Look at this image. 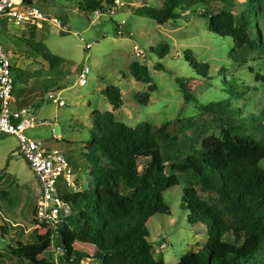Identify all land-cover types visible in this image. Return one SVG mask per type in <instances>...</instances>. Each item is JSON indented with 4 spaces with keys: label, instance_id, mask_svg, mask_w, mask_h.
Here are the masks:
<instances>
[{
    "label": "rangeland",
    "instance_id": "rangeland-1",
    "mask_svg": "<svg viewBox=\"0 0 264 264\" xmlns=\"http://www.w3.org/2000/svg\"><path fill=\"white\" fill-rule=\"evenodd\" d=\"M35 1L48 19L42 21L43 27L35 30V37L31 36L28 24L19 26L0 21V40L12 66L21 74L13 93L12 107L21 109L33 105L32 111L39 124L27 134L66 157L76 190H86L88 183L95 188L89 172L90 162L85 157L92 149L86 143L94 111H114L118 120L132 127L140 122L160 125L172 121V135L181 140L187 136L199 141L201 135L219 133L220 122L213 113L203 111L201 104L227 97L223 86L226 78L234 75L235 82L239 79L237 84L243 90L250 87L239 102L246 105V112L257 113L264 106V83L255 80L257 73L264 74V55L255 52L244 56L232 54L233 38L210 31L209 16L200 14L212 6L220 7L222 1L190 4L184 0L176 9L179 17L164 24L137 10L141 6L160 7L163 0H121L125 3L122 8L113 14L103 13L100 18L93 14H75L82 0ZM108 2L103 0L104 6ZM52 16L58 17V24L49 21ZM121 22H124L120 27L122 34H118L117 23ZM165 43L170 45V52L160 58L156 48ZM38 44L65 59L61 81L55 87L61 91L63 106L50 100L44 90L50 66L37 52ZM87 44H91V48L87 49ZM134 61L148 67L152 83L157 86L147 105L135 99V94L146 91L149 85L131 75L129 66ZM196 61L209 64L206 75L198 73L201 69L195 65ZM159 64L163 69L156 68ZM81 65L90 69L84 85L79 84ZM177 79L187 85L188 99ZM108 85L118 86L123 92V104L117 110L102 93ZM231 102L236 104L235 99ZM18 146L15 136L0 134V228L7 227L3 235L0 229V264H24L9 246H14L16 241H33V219L41 192ZM260 165L264 168V159ZM179 177L180 184L164 193L170 214H155L146 224L153 255L165 264H177L183 255L198 252L209 240L207 225L190 223L189 211L181 206L186 179L185 175ZM73 186H67L64 177H59L61 190L72 191ZM4 190L8 194L2 195ZM40 234L46 237L49 228L44 226ZM58 238L54 236L55 241ZM91 249L86 248L90 257L82 264H101Z\"/></svg>",
    "mask_w": 264,
    "mask_h": 264
},
{
    "label": "trees",
    "instance_id": "trees-1",
    "mask_svg": "<svg viewBox=\"0 0 264 264\" xmlns=\"http://www.w3.org/2000/svg\"><path fill=\"white\" fill-rule=\"evenodd\" d=\"M24 1L32 4L35 0ZM183 1L163 0L160 7L141 6L137 10L164 24L179 17L176 9ZM186 1H222L220 7L200 13L209 16V30L233 38L232 54L264 55V0ZM102 7L103 0H82L80 8ZM29 27L35 37L37 27ZM119 30L117 23L118 34ZM38 47L37 52L50 66L46 92L61 81L65 59L42 44ZM169 52L167 43L156 48L160 58ZM195 65L201 69L198 73L206 75L209 64L196 61ZM129 69L135 80L149 85L146 91L135 94L139 104L147 105L151 92L157 89L148 67L134 61ZM12 73L15 92L21 74L14 66ZM235 78L233 75L223 82L227 97L201 104L203 111L216 116L221 127L218 134L201 135L199 141L172 135V121L160 125L140 122L132 127L118 120L114 111H94L86 143L92 149L85 157L95 188L91 183L84 191L59 187L61 197L71 207L70 215L46 237L40 234L44 225L34 218L33 241H16L9 250L24 264H57L52 256H44L56 233V242L64 250L58 264H82L90 257L86 248L94 250L101 264H165L153 255L146 224L155 214H170L164 193L179 185V176L185 175L181 206L189 211L190 223L207 225L209 240L198 252L183 255L177 264H264V168L260 165L264 159V106L257 113L246 112V105L239 102L250 87L243 90ZM255 80L264 83V74L257 73ZM177 81L188 99L187 85ZM102 93L114 110L122 106L123 92L118 86L108 85ZM234 99L236 104L231 102ZM0 229L2 235L7 232L5 225Z\"/></svg>",
    "mask_w": 264,
    "mask_h": 264
},
{
    "label": "built area",
    "instance_id": "built-area-1",
    "mask_svg": "<svg viewBox=\"0 0 264 264\" xmlns=\"http://www.w3.org/2000/svg\"><path fill=\"white\" fill-rule=\"evenodd\" d=\"M124 5L125 3L121 0H111L102 8L91 10L77 8L74 13L79 16L93 14L95 17L100 18L103 13L113 14ZM46 17L45 11L39 2L34 1L32 4H28L24 0H0V21L6 19L15 25H35L39 29L43 27L42 21L48 20ZM49 19L55 24L59 23L56 16H52ZM123 23H119V26L121 27ZM119 34H122L121 30H119ZM86 48H91V44H87ZM137 54L140 55V52L137 51ZM89 72L90 69L88 67H83L80 70V85H84L87 82ZM13 93L12 63L0 40V133L17 137L19 153L25 158L40 184L41 192L35 207V218L38 223L49 228V233L55 232L58 224L71 213L69 203L60 195L59 177H64L67 186H73V172L70 163L60 151L48 148L42 140L35 139L27 134V131L38 126L39 122L32 111L33 105L21 109H13ZM47 97L60 106L64 105L59 89L48 90ZM46 123H49V121ZM55 235L57 234L53 233V243L46 252L48 256H45H52L58 264L64 250L55 241Z\"/></svg>",
    "mask_w": 264,
    "mask_h": 264
},
{
    "label": "crops",
    "instance_id": "crops-1",
    "mask_svg": "<svg viewBox=\"0 0 264 264\" xmlns=\"http://www.w3.org/2000/svg\"><path fill=\"white\" fill-rule=\"evenodd\" d=\"M17 101V100H16ZM18 103V102H17ZM23 108V107H22ZM0 134H2V133H0ZM4 135H9V134H4ZM11 135V134H10ZM12 136H15V135H12ZM16 137V136H15ZM17 138V137H16ZM35 175V174H34ZM36 177V176H35Z\"/></svg>",
    "mask_w": 264,
    "mask_h": 264
},
{
    "label": "water",
    "instance_id": "water-1",
    "mask_svg": "<svg viewBox=\"0 0 264 264\" xmlns=\"http://www.w3.org/2000/svg\"><path fill=\"white\" fill-rule=\"evenodd\" d=\"M83 68V65H81L80 70Z\"/></svg>",
    "mask_w": 264,
    "mask_h": 264
}]
</instances>
